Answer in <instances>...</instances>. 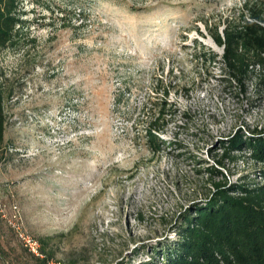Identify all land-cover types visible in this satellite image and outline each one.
Here are the masks:
<instances>
[{"label":"rangeland","instance_id":"rangeland-1","mask_svg":"<svg viewBox=\"0 0 264 264\" xmlns=\"http://www.w3.org/2000/svg\"><path fill=\"white\" fill-rule=\"evenodd\" d=\"M19 1L28 26L0 51L14 90L0 264H168L184 217L215 182L264 184L248 150L216 164L238 133L264 131V69L244 94L211 35L264 0ZM165 88L173 116L154 154L146 129Z\"/></svg>","mask_w":264,"mask_h":264},{"label":"trees","instance_id":"trees-1","mask_svg":"<svg viewBox=\"0 0 264 264\" xmlns=\"http://www.w3.org/2000/svg\"><path fill=\"white\" fill-rule=\"evenodd\" d=\"M24 14L19 0H0V51L15 48L22 40L28 26ZM211 35L224 48L222 59L228 72L241 83L243 93H247L246 81L254 67L264 69V7L247 1L238 19L228 20L222 33L216 28ZM30 42L35 43V39ZM212 58L217 60L216 56ZM5 76L0 68V148L6 131L5 102L14 93L6 87L9 79ZM260 81L264 84V76ZM162 96L160 103H155L146 129L154 154L164 150L166 141L162 134L173 116L170 89L165 88ZM224 144L227 146L216 162L218 166L236 159L232 155L235 150H248L251 160L264 165L262 129L256 128L248 135L238 133ZM211 172L224 176L217 168ZM214 187L205 205L195 204L193 211L184 217L178 230L180 238L174 250L166 255L168 264H264V184L254 187L248 183L233 184L225 177V181L215 182ZM47 261L43 260L45 264Z\"/></svg>","mask_w":264,"mask_h":264},{"label":"built area","instance_id":"built-area-1","mask_svg":"<svg viewBox=\"0 0 264 264\" xmlns=\"http://www.w3.org/2000/svg\"><path fill=\"white\" fill-rule=\"evenodd\" d=\"M21 235H24V234H21ZM27 244L30 246V249L35 252L36 254H39L38 250H39V246H38V243L37 241H33L32 239H28L27 240Z\"/></svg>","mask_w":264,"mask_h":264}]
</instances>
